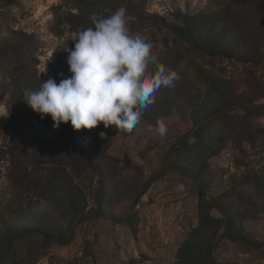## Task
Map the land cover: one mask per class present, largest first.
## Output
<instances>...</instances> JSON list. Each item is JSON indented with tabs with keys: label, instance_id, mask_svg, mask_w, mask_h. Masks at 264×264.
I'll return each instance as SVG.
<instances>
[{
	"label": "trees",
	"instance_id": "trees-1",
	"mask_svg": "<svg viewBox=\"0 0 264 264\" xmlns=\"http://www.w3.org/2000/svg\"><path fill=\"white\" fill-rule=\"evenodd\" d=\"M2 1L0 0V5ZM213 1L221 3V9L196 15L177 9L174 23H167L158 15L146 13L144 6L134 3V0H62L61 5L66 7H54V19L50 27L51 33L57 37H62L66 32L78 33L92 26L90 18L93 15L104 17V11L115 12L123 6L127 10L128 25L132 33L147 27L164 31L161 44L167 51L168 59L160 64L178 76L173 87H161L154 94V103L143 110L141 119L155 127L157 120L166 117L170 109L179 110L199 104L201 90L204 92V102L213 104L204 110L198 107L192 109L191 127L173 141L167 152V161L143 183L142 190L132 199L134 207L155 182L171 172L188 179L196 187L197 225L177 248L173 264H232L220 263L214 259V246L220 240L244 243L242 222L247 218H256L258 212L264 214V195L259 193L260 187L264 188V183H261L263 180L248 172L239 182L233 175L227 188L219 196L206 195L215 178V172L211 170L212 166L207 160L211 156L217 159L222 155L220 149L213 147L228 140H232L236 148L243 143L253 145L256 139L254 134L249 131L245 135L243 130L246 125L252 126V119L264 116V103L255 104L264 98V83L253 84L256 87L251 97L240 98L235 95L229 98L226 82L206 75V70L197 64L199 59L204 63L209 60L210 65L215 59H227L237 66L250 64L252 68H257L264 56L260 49L264 41V28H261L264 21V0ZM71 9L77 10V13H72ZM16 35L11 39L0 37V66H3L2 72L5 75L0 88L3 95L10 93V118L4 134L8 143L1 155L8 156L12 161L9 173L12 189L22 187L29 190L33 187L37 198L49 203V206L31 226L0 227V264H36L54 246L67 247L71 251L77 229L83 225L101 219L117 221L111 216L109 209L115 202L117 190L112 184L116 174L110 173V167L106 165L110 160L107 154L108 139L116 134L129 136L134 129L127 132L114 126L105 128L100 124L92 130L74 131L70 124H62L59 128H53L52 134L46 131L33 134L24 106L23 90H37L39 83L30 87L25 72L31 65L26 63L25 58L33 56V52L30 46H27L26 54L22 53L21 48L23 38L30 39L27 41L28 45L34 40L23 33ZM74 41L75 39H71L67 42L68 50L74 47ZM191 54H195L197 58H190ZM62 71L65 72L63 78L71 75L67 64ZM189 74L194 78L187 79ZM7 80L9 81L6 82ZM165 88L167 94H164ZM185 100L188 102L185 103ZM101 132L105 134V138H101ZM17 152L27 160L33 173L36 172L37 165H43L49 176L41 180L35 179L27 171L28 167L20 166L21 158H18ZM89 172L98 176L99 181L94 197L96 207L86 210L88 204L83 190L74 183V179ZM245 188L251 191H246ZM251 206L256 211L247 209ZM5 207L8 213L25 217L24 212L11 211L9 205ZM213 210L219 217L212 215ZM28 211L27 207L26 212ZM1 216L2 212L0 218ZM134 220L135 214H131L128 222L132 223ZM48 221L52 222L48 224ZM62 222L64 224L59 225ZM88 254V248L84 247L80 257L74 256L68 264H84Z\"/></svg>",
	"mask_w": 264,
	"mask_h": 264
},
{
	"label": "rangeland",
	"instance_id": "rangeland-1",
	"mask_svg": "<svg viewBox=\"0 0 264 264\" xmlns=\"http://www.w3.org/2000/svg\"><path fill=\"white\" fill-rule=\"evenodd\" d=\"M134 3L142 4L146 13L158 15L167 23H174V13L177 9H184L188 14L196 15L217 11L222 7L221 3L217 4L213 0H134ZM61 4L62 0H3L0 5V37L11 39L18 33L33 37L34 41L31 45L27 42L30 39L23 38L21 48L24 54L27 46H30L33 52V56L25 58L26 63H30L31 66H28L26 72L23 71L28 76L30 87L38 83L40 86V83L48 78L56 79L59 83L63 78L59 74H65L62 70L68 59L67 42L76 39L78 33L66 32L62 37L51 33L53 9L57 6L62 9L66 7ZM70 11L77 13L75 9ZM112 13L114 12L106 10L103 16ZM261 28H264V21L261 23ZM137 33L150 37L152 52L158 56L159 63L168 59L167 51L161 44L164 31L147 27ZM260 49L264 54V41ZM189 57L197 58L195 54ZM208 62L209 60L204 63L199 59L197 64L206 70V75L226 82L225 88L229 98L235 95L240 98L251 97L256 87L253 84L264 83V56L257 68H252L250 64L237 66L227 59H215L211 61V65ZM155 67L149 65V71L154 72ZM2 68L3 66H0L1 83L5 77ZM180 71L183 73V70ZM188 76L189 80L193 77L192 74ZM163 91L167 94L166 88ZM201 92L199 104L179 110L170 109L166 117L162 118L168 129L164 137L155 131L152 124L141 119L131 135L116 134L108 139L107 154L110 160L106 165L110 167V173L116 174L112 184L117 190L115 202L109 206V209L111 216L117 221L101 219L83 225L77 229L71 251L67 247L54 246L49 254L38 259L36 264H68L74 256L80 257L84 247H87L89 252L83 261L84 264H173L177 248L190 230L197 225L196 187L188 179L178 177L176 173L171 172L155 182L134 207H132V199L142 190L143 183L161 169L164 161H167V152L173 141L189 130L192 109L198 107L204 110L213 105L204 102V92L202 90ZM9 97L10 93L3 95V90L0 88V115H4L0 117V212H2L0 227L5 228L10 225L31 226L36 222L38 215L49 206V203L37 198L33 187L29 190L22 187L14 190L11 187L9 173H11L12 161L8 156L1 155V151L8 143V138H5L4 134L10 118ZM187 102L185 100V103ZM263 103L264 98L255 102L257 105ZM24 106L33 134L38 135L42 131L53 133L50 116L41 118L25 102ZM181 115L185 118L183 119ZM251 125H246L243 132L248 135V132L252 131V135L254 134L256 138L253 145L243 143L236 148L234 142L228 140L213 147L220 149L222 155L217 159L211 156L207 160L212 166L211 170L215 172L213 186L206 193L207 196H219L227 188L233 175L239 182L248 172L261 178L263 180L261 183H264V116L252 119ZM17 154L18 158H21L20 166L28 167L27 171L35 179L41 180L49 176L46 166L43 165H37L36 172L33 173L27 160L19 152ZM98 181L99 177L92 172L74 179V183L83 190L88 204L86 210L96 207L94 197L97 193ZM260 189V195H264V188L260 187ZM245 190L251 191L247 188ZM6 205H9L11 211L24 212L25 217L8 213L6 207L4 208ZM27 207L28 212H26ZM247 209L256 211L254 206ZM131 214H135V220L129 223L128 218ZM212 215L219 217L214 210ZM51 222L48 221V224ZM63 224L64 222L59 225ZM241 230L245 236L244 243L220 240L212 251L214 259L220 263L264 264V214L258 212L256 218H247L242 222Z\"/></svg>",
	"mask_w": 264,
	"mask_h": 264
},
{
	"label": "clouds",
	"instance_id": "clouds-1",
	"mask_svg": "<svg viewBox=\"0 0 264 264\" xmlns=\"http://www.w3.org/2000/svg\"><path fill=\"white\" fill-rule=\"evenodd\" d=\"M90 19L92 26L79 31L68 50L71 75L59 83L48 78L37 90L24 89L23 100L41 118L50 116L54 129L70 124L74 131H88L102 124L132 132L143 110L154 103V94L173 87L178 76L159 63L150 37L132 33L125 7ZM149 65L156 70L149 71ZM155 131L161 137L167 134L162 119Z\"/></svg>",
	"mask_w": 264,
	"mask_h": 264
}]
</instances>
